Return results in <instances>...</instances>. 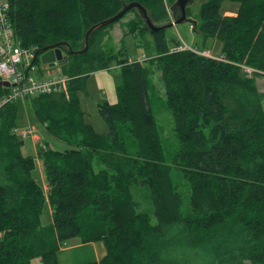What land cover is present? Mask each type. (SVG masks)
<instances>
[{"label": "trees", "instance_id": "trees-1", "mask_svg": "<svg viewBox=\"0 0 264 264\" xmlns=\"http://www.w3.org/2000/svg\"><path fill=\"white\" fill-rule=\"evenodd\" d=\"M7 1L14 36L35 49L34 64L59 43L82 50L88 29L124 3L138 2L162 24L165 5L174 2ZM224 2L239 4L234 15L222 14ZM128 13H136L130 32L150 34L155 56L139 63L122 48L107 51L114 23L91 33L83 53L59 46L68 98H26L46 133L71 146L63 153L38 146L46 188L13 133L18 100L0 107V264H59L58 252L72 239L105 249L99 261L80 264H264V93L256 82L264 78V0H204L196 15L187 9L195 34L222 43L224 61L171 51L165 31L151 34L136 10ZM111 64L120 73L117 101L98 106L107 126L98 134L85 122L79 95L91 74ZM155 72L179 143L169 160L150 107ZM9 92L0 86V99ZM46 205L51 221L43 224Z\"/></svg>", "mask_w": 264, "mask_h": 264}, {"label": "rangeland", "instance_id": "rangeland-1", "mask_svg": "<svg viewBox=\"0 0 264 264\" xmlns=\"http://www.w3.org/2000/svg\"><path fill=\"white\" fill-rule=\"evenodd\" d=\"M203 1L195 0L194 4L190 7L193 15H196ZM165 7L168 11L169 20L171 18L169 6L165 5ZM238 8L239 4L237 3L224 2L221 6V12L224 15L230 16L234 15ZM135 16L136 13H128L119 22L109 28L106 31L104 44L107 51H116L122 48L123 52L127 54L132 62L143 63L146 59L155 56V51L150 34H143L138 28L130 32L131 23L136 20ZM165 37L171 51L176 47H182L196 54L224 61V58L221 56L222 43L214 39L204 41L201 36L191 30L189 24L177 25L166 30ZM175 42H180V44L175 46ZM33 68L34 70L30 72V76L37 79H46L48 75L59 74L62 70L59 64H56L54 67H48L41 64L39 60L33 65ZM256 82L258 90L264 93V78L259 77ZM119 83V67L111 64L108 70L91 74L87 79L86 93L79 95V106L85 115V122L91 125L93 130L98 134L107 133V126L99 115L98 106L102 103L114 104L117 101L116 88ZM150 87V107L161 137L165 159L169 160L177 151L179 143L174 131L172 113L165 105L164 87L159 72H155L150 77ZM17 103L21 107V117L17 129L23 131L26 128H30L32 131L31 135L23 140L24 143L21 147L22 155L23 157H32L34 159L35 170L33 171V178L38 185L46 188L42 162L36 156L38 146L47 144L50 149L59 153L70 150L71 146L46 133L44 127L35 121L29 101L23 99L18 100ZM41 220L43 224L51 221V212L48 205L45 206ZM100 244L102 245V243ZM94 248L90 244H81L78 239L67 241L58 252L59 264H79L93 261L92 251L95 250ZM31 264H42V262L37 258Z\"/></svg>", "mask_w": 264, "mask_h": 264}, {"label": "built area", "instance_id": "built-area-1", "mask_svg": "<svg viewBox=\"0 0 264 264\" xmlns=\"http://www.w3.org/2000/svg\"><path fill=\"white\" fill-rule=\"evenodd\" d=\"M9 3L0 0V80L10 84L8 95L0 99V107L9 101L23 100L28 97L45 94H62L68 98V84L71 78L59 73L48 75L46 79L30 76L34 70V48H23L16 40L8 21ZM192 29V26H190ZM176 47L173 51H184ZM250 73L249 69H246ZM20 140H25L32 131L26 128L13 130Z\"/></svg>", "mask_w": 264, "mask_h": 264}, {"label": "water", "instance_id": "water-1", "mask_svg": "<svg viewBox=\"0 0 264 264\" xmlns=\"http://www.w3.org/2000/svg\"><path fill=\"white\" fill-rule=\"evenodd\" d=\"M195 0H174V2L169 7V12L171 18L162 24H154L149 17L147 10L138 2L124 3L123 8L113 17L101 21L98 24L91 26L84 36V48L80 51L73 52L70 50L69 46L64 43H59L54 46H50L43 50V53L39 56V61L41 64L54 67L63 58V54L59 46L65 45L68 48V54L83 53L87 49L88 37L91 33L116 23L122 17L131 10H136L140 19L142 20L143 27L151 34L166 31L177 25L189 24L194 28L197 25V20L191 16L187 15V9L194 4ZM37 56V55H36ZM35 56V57H36ZM0 86L4 88H9L10 84L7 81H0Z\"/></svg>", "mask_w": 264, "mask_h": 264}, {"label": "crops", "instance_id": "crops-1", "mask_svg": "<svg viewBox=\"0 0 264 264\" xmlns=\"http://www.w3.org/2000/svg\"><path fill=\"white\" fill-rule=\"evenodd\" d=\"M90 245H93L95 247L94 248L95 250L92 251L93 252L92 256L94 258L93 261H99L105 255V250H104L103 246L100 243H92Z\"/></svg>", "mask_w": 264, "mask_h": 264}]
</instances>
